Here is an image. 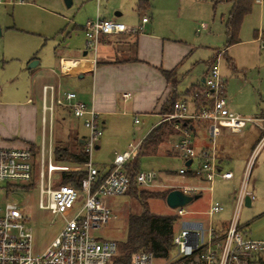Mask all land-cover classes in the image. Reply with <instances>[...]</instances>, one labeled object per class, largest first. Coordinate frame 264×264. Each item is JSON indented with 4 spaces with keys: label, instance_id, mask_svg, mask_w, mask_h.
I'll return each instance as SVG.
<instances>
[{
    "label": "built area",
    "instance_id": "2783aa9c",
    "mask_svg": "<svg viewBox=\"0 0 264 264\" xmlns=\"http://www.w3.org/2000/svg\"><path fill=\"white\" fill-rule=\"evenodd\" d=\"M27 0H0V3L21 4ZM143 22L148 16H142ZM132 29L115 19L89 20L85 24L86 45L96 56L102 36L129 32ZM226 81L221 73L219 54L211 62L205 79L204 96L208 103L196 112H190L185 102H177L173 113L163 117L179 130L180 137L173 148L190 166L180 168V174L192 172L207 184L185 185L179 189L191 195H200L204 190H213L215 180L220 177L230 180L232 171L223 170L216 160L215 139L223 128L239 133L248 124L261 129V135L252 149L247 170L236 196V207L225 229L215 224L214 217L224 211L219 202L210 204L206 211L198 213L178 207V216L173 244L168 258H157L152 252L140 251L133 256L130 264H252L253 260L264 258V240L252 239L239 229L238 216L248 194L247 185L254 161L264 146V112L245 117L230 110L224 95ZM44 121L46 112L52 116L56 106L67 107L74 116L82 118L88 133L83 150L88 160L83 166L57 165L49 156L42 157L39 165L33 150L27 148H0V183L4 181L38 180L39 207L54 215H62L65 223L59 234L41 252L33 246L32 228L25 223L23 208L16 201L0 203V264H110L118 251L117 240L99 235V230L115 217L110 199L126 195L131 179L127 164L136 157L142 141L131 143L129 149L116 153L111 167L103 172L92 158L104 130L100 114L78 98L75 91H60L55 85L43 88ZM204 120L209 123L213 149L196 153L192 133L182 120ZM139 119L136 118V122ZM200 162L193 167L195 159ZM84 169L86 176L79 188L71 184L56 183V171ZM152 172L140 171L136 176L137 185L147 186L155 179ZM152 185V184H151ZM9 186V184H8ZM193 214V216H188Z\"/></svg>",
    "mask_w": 264,
    "mask_h": 264
},
{
    "label": "rangeland",
    "instance_id": "374dc122",
    "mask_svg": "<svg viewBox=\"0 0 264 264\" xmlns=\"http://www.w3.org/2000/svg\"><path fill=\"white\" fill-rule=\"evenodd\" d=\"M27 1L25 5L15 6L0 3V59L5 55L8 64H16L20 59L36 54L44 65L54 59L56 51H66L64 49L66 42L81 45L82 37L78 29L88 17L97 13L96 0H73V5L70 7L67 6L66 0ZM130 1L102 0V7L109 5L115 8L128 5ZM149 1L151 7L160 9V17L165 20L169 29L180 30L179 35L184 37V41L190 43L195 40V43L203 45L199 49L201 54L198 53L203 60H198L192 70H189V75L181 80L179 90H185L191 83L201 82L215 50L225 48L226 36L222 16L227 15L229 11L227 0ZM178 7L181 8V16L176 17ZM168 8L174 9V16L169 17L166 11ZM75 24H77L76 29H74ZM203 24L207 25V30L201 28ZM198 27L199 32H197ZM68 32L70 34L67 35ZM258 35L259 39H257ZM240 38V42L228 47V52L220 57V69L226 81L224 95L226 93L230 110L250 117L264 112V0H261V4L256 3L253 13L245 17ZM72 120L74 125L78 126L79 133L86 134L87 130L83 124L75 118ZM259 131L258 128L253 131L251 124L247 125L243 133L237 135L223 131L216 147L227 149L229 158L223 165L225 169L232 170L236 178L234 181L217 178L213 190L203 191L200 198L194 199L186 206L187 210L205 209L211 197L213 201L224 206V212L218 214L215 219L228 218L235 206V199L229 198L228 195L235 194L240 186L247 161L259 139ZM104 133L101 139L105 138L106 143L103 142L101 148L95 149L92 153L93 162L99 168L104 165L107 168L116 153H122L129 149L131 143L142 140L146 135V125L141 118L140 124L134 123L131 118L119 119L115 128L108 127ZM64 144L76 150L73 139H69ZM184 164L183 157L171 149L168 138L155 151L149 148L138 159L140 171L152 172L156 175L152 183L144 186L150 187L151 184L157 183L158 186L153 189L154 191L165 189L171 184L176 186L199 184L195 176L179 173V169L184 167ZM197 165L196 160L193 167ZM55 181L58 180L55 178ZM39 192V183L35 178L29 181L0 183V203L16 201L23 208L25 223L33 231V246L36 252L43 251L59 234L65 223L62 215H54L39 207ZM248 194L252 202L250 206L244 203L239 211V229L252 239L263 240L264 146L252 166ZM110 204L115 217L99 230V235L121 241L125 237L128 215L131 212H141L145 208L131 195L113 197L110 199ZM147 208L151 213L159 215L175 213V209L168 206L166 199L160 197L149 199ZM252 264H264V259L253 260Z\"/></svg>",
    "mask_w": 264,
    "mask_h": 264
},
{
    "label": "crops",
    "instance_id": "0c3cea01",
    "mask_svg": "<svg viewBox=\"0 0 264 264\" xmlns=\"http://www.w3.org/2000/svg\"><path fill=\"white\" fill-rule=\"evenodd\" d=\"M96 2V15L88 17L83 25H80V29H78L82 37L81 45L69 41L66 42L64 44V49L66 51H56L54 59L48 61L44 65H42L40 59L38 60L36 54L22 58L16 64H8L5 55L0 59V148L30 147L35 154L37 165L42 161V157L44 156L47 158L51 151L54 164L70 167L83 166L84 163H73L57 159L55 153L56 147L64 146L70 148V146L64 143L66 141L68 142L69 139H73L75 144L76 138L80 139V143L83 144L88 130L84 126L82 118L74 116L65 106H56L52 116H50L49 112H46V121H44L43 88L46 85H55L62 92H77L80 100L85 102L88 106L94 107L99 112L104 132L108 127L115 128L117 120L119 119L125 120L131 118L134 123L140 124L141 118L146 125V135L143 137L144 139L156 126L163 122L168 123L172 130L165 134L161 143L168 138L173 151L175 150L172 145L179 139L180 132L174 128L173 124L168 121H162V107L174 91V87L165 77L163 70L176 69L179 81L175 86V90L180 95L179 102H185L190 112H196L208 103L207 100V103L199 108L195 103L193 94H191L192 92H188V90L205 87V79L211 61L212 59L215 60L217 53L220 51L219 59L223 54L228 52L226 44L224 49H216L211 56L209 64H207V71L201 82L191 83L189 87L182 91L179 90L181 80L189 75V70H192L193 65L198 62V60H203L201 55L198 54H201V50L199 49L203 45L195 43V40L190 43L189 41H184V37L179 35L180 30L175 31L169 29L168 26H166L165 20L160 17V9L151 7L149 0H131L128 5L124 4L115 8L109 5H104L102 7V0H96ZM141 2H144L145 6L140 8L139 4ZM227 2L229 4V11L227 15L222 16L225 28L224 31H226V20L232 8V3L229 0H227ZM26 3H28V1L21 4H4L15 6L25 5ZM256 3L261 4V0H253L252 12L248 15L253 13ZM66 4L68 7L72 6L73 0H66ZM166 11L169 17L174 16V9L168 8ZM134 12H137V14ZM146 15L148 16V21L143 22L141 17ZM176 15V17H179V15L181 16L180 7L176 10ZM96 18L115 19L124 22L132 30L129 32L102 36L98 52L95 56L93 52L87 48L84 24ZM76 25L77 24H75L74 29L77 28ZM203 25L204 26L201 28L207 30V25ZM197 32H199V27ZM68 34L70 33L68 32L67 35ZM257 39H259V35ZM71 51L73 52L71 53ZM33 60H37L38 63L36 66L30 67V63ZM65 61H71L73 64L65 68ZM72 118L77 119L83 124L87 130L86 134L82 135L79 133L78 126L74 125ZM136 118L139 119L138 122H136ZM251 128L253 131H256L258 128L261 134V129L259 127L251 124ZM189 129L192 133L193 146L197 154L204 150L210 151L213 149L212 134L207 121L192 119L190 120ZM223 131H229L231 135H237L243 133L244 130L235 133L223 128L215 139L214 150L218 164L223 170L232 171L225 169L223 165L229 158L227 149L224 150L223 147L217 148V140L222 135ZM143 139L140 141H143ZM105 140V138L104 140L101 139L96 149H100L102 143H106ZM161 143L151 147L153 151H155ZM70 150H72V148H70ZM200 159V156H197L195 161L197 160L199 163ZM132 160H130V162ZM111 164L107 166V168H105L106 165H104L100 169L106 172L111 167ZM246 170L247 164L237 192L233 195H228L229 198L235 199V206L231 214L225 219H215L218 214L224 212L222 211L214 217L215 224L221 223L223 225L221 227L222 229L226 228L235 210L237 201L236 196L240 190ZM71 171H73V169H71ZM62 172L64 171H56L54 173V177L58 180L56 183L61 181ZM235 178L234 172L233 178L230 180L218 177V179L224 181H234ZM196 179L200 182L196 185L204 186L207 184L201 178L196 177ZM157 186L158 184L154 183L150 187L142 186V188L153 190ZM182 186L171 184L160 191L169 188H181ZM213 202L215 201L210 197V201L205 209L193 212H196L195 215H198V213L206 211Z\"/></svg>",
    "mask_w": 264,
    "mask_h": 264
},
{
    "label": "trees",
    "instance_id": "16d2710c",
    "mask_svg": "<svg viewBox=\"0 0 264 264\" xmlns=\"http://www.w3.org/2000/svg\"><path fill=\"white\" fill-rule=\"evenodd\" d=\"M229 1L232 3V8L226 20V47L240 41L239 34L244 17L251 13L253 9V0ZM144 6V2L139 4L140 8ZM163 73L174 87V91L161 110V115L165 117L174 112L175 104L180 100V95L175 90V86L179 81L176 69L163 70ZM188 92H192L191 94H193L195 103L199 108L207 103L204 96L205 87L189 89ZM182 124L189 127L190 120H182ZM171 130V126L166 122L156 126L143 139L138 155L126 166L131 179L126 196H134L145 209L137 213L131 212L128 215L125 237L121 241L117 240L118 251L113 256L110 264H130L133 256L140 251L152 252L157 258H168L171 255L174 248L173 239L176 224L179 218L176 213L165 215L151 213L147 208V201L158 197L166 199L168 192L173 188L164 191L147 190L141 189L136 182V176L140 172L138 168L139 157L146 153L149 148L161 143L165 134ZM75 141V151L70 150L69 147H56L57 159L73 163H85L88 160V155L84 152L80 139L76 138ZM186 175L193 176V173L188 171ZM85 176V170L64 171L61 174V181L58 183L71 184L79 188L81 180ZM263 259L261 258L260 261H263Z\"/></svg>",
    "mask_w": 264,
    "mask_h": 264
},
{
    "label": "water",
    "instance_id": "95a60500",
    "mask_svg": "<svg viewBox=\"0 0 264 264\" xmlns=\"http://www.w3.org/2000/svg\"><path fill=\"white\" fill-rule=\"evenodd\" d=\"M37 60H33L30 63V67H34L37 65ZM192 163V159L188 160L186 162L187 166H190ZM199 195H191L188 194L186 192H184L182 189L179 188H175L172 189L171 191L168 192L167 196H166V202L168 204L169 207L176 209L178 207H184L187 206L188 204H190L194 199H198ZM245 204L247 206L251 205V197L249 195L246 196L245 198Z\"/></svg>",
    "mask_w": 264,
    "mask_h": 264
},
{
    "label": "bare ground",
    "instance_id": "6f19581e",
    "mask_svg": "<svg viewBox=\"0 0 264 264\" xmlns=\"http://www.w3.org/2000/svg\"><path fill=\"white\" fill-rule=\"evenodd\" d=\"M64 66H65V68H68V67H70L73 63L70 61V62H68V61H65L64 62ZM78 67V66H77ZM70 69V68H69ZM75 70V69H74ZM77 70V69H76Z\"/></svg>",
    "mask_w": 264,
    "mask_h": 264
}]
</instances>
